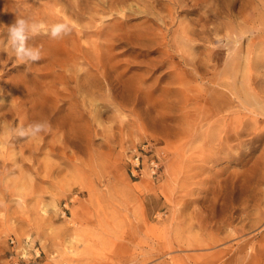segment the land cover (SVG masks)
<instances>
[{"label":"rangeland","instance_id":"1","mask_svg":"<svg viewBox=\"0 0 264 264\" xmlns=\"http://www.w3.org/2000/svg\"><path fill=\"white\" fill-rule=\"evenodd\" d=\"M0 264H264V0H0Z\"/></svg>","mask_w":264,"mask_h":264},{"label":"clouds","instance_id":"2","mask_svg":"<svg viewBox=\"0 0 264 264\" xmlns=\"http://www.w3.org/2000/svg\"><path fill=\"white\" fill-rule=\"evenodd\" d=\"M7 41L16 58L22 63L36 62L41 59V50L38 47L28 43L32 36L40 34L44 29L42 23L31 21L29 19L17 17L14 22L6 26ZM70 31L67 24H55L50 29V36L58 38ZM49 125L46 122H34L27 129H21L19 135H37L38 133L47 130Z\"/></svg>","mask_w":264,"mask_h":264},{"label":"bare ground","instance_id":"3","mask_svg":"<svg viewBox=\"0 0 264 264\" xmlns=\"http://www.w3.org/2000/svg\"><path fill=\"white\" fill-rule=\"evenodd\" d=\"M12 17V16H11ZM141 36V35H140ZM142 39V38H141ZM50 41V40H49ZM54 44V43H53ZM104 45V44H103ZM103 45H101V46H103ZM52 46V45H51ZM55 46V45H54ZM53 46V47H54ZM58 46V45H57ZM56 46V47H57ZM53 49V48H52ZM55 49V48H54ZM57 50H58V48H57ZM60 51V50H59ZM58 51V52H59ZM63 51V50H62ZM57 52V53H58ZM61 52V51H60ZM60 52H59V54H60ZM86 52V51H85ZM84 52V53H85ZM53 53L55 54L56 53V51H54L53 50ZM65 53V52H64ZM87 53V52H86ZM43 54V53H42ZM62 54H63V52H62ZM62 54L60 55V56H62ZM102 54V53H101ZM50 55V54H49ZM58 55V54H57ZM56 55V56H57ZM65 55V54H64ZM51 56V55H50ZM66 56L67 55H65V58H66ZM69 56V55H68ZM68 56H67V58H68ZM48 58H49V56H47ZM55 57V56H54ZM58 57V56H57ZM88 57V56H87ZM97 57V56H96ZM106 57V56H105ZM74 58V57H73ZM91 58V57H90ZM53 59V62H54V58H52ZM168 59V58H167ZM64 60H66V59H64ZM68 60V59H67ZM49 61H51L50 59H49ZM56 61V60H55ZM94 61H96L95 62V65H97V68H98V66H99V69L101 70V72L99 73V75H98V80H97V83L95 82V81H93V82H95V85L97 84V87H99V88H101L102 87V83H104V81L106 82V76H107V72H106V69H105V63H104V60H103V56H102V58H100L99 60H94ZM92 63V62H91ZM94 64V63H93ZM48 65V64H47ZM53 64H51V66H52ZM94 65V66H95ZM49 66V65H48ZM44 67V66H43ZM41 71V70H40ZM94 71V70H93ZM38 72V71H37ZM64 72V71H63ZM60 73V72H59ZM62 73V72H61ZM44 74V73H43ZM55 74V73H54ZM42 75V74H41ZM41 75H39V77L41 76ZM57 75V74H56ZM61 76V75H60ZM60 76H58L59 78H61V81L63 82V79H62V77H64L63 75H62V77H60ZM69 76V75H68ZM67 76V77H68ZM117 76V75H116ZM58 77H54V78H58ZM70 78H71V76H69ZM68 77V78H69ZM74 77V76H73ZM91 78V77H90ZM94 79V78H93ZM95 80V79H94ZM88 81V80H87ZM91 81V80H90ZM66 82V81H65ZM92 82V81H91ZM133 82V81H132ZM89 83V82H88ZM39 84V83H38ZM66 84V83H65ZM67 84H68V82H67ZM66 84V85H67ZM61 85H63L64 86V83L63 84H61ZM93 85V84H92ZM95 85H94V87H95ZM44 86V85H43ZM93 87V86H92ZM141 88H142V86H141ZM95 89V88H94ZM20 90V89H19ZM65 90H66V88H65ZM101 90V89H100ZM97 91H99V90H97ZM141 91V90H140ZM62 92V91H61ZM95 92V91H94ZM102 92V91H101ZM104 92V91H103ZM102 92V93H103ZM96 94H97V92H96ZM99 94V93H98ZM97 94V95H98ZM104 94V93H103ZM103 94H101V95H99L100 97H98V98H101V96L103 95ZM136 94V93H135ZM138 94V93H137ZM97 98V97H96ZM78 99V98H77ZM38 100V99H37ZM80 100V99H79ZM51 101H52V99H51ZM36 106V102L33 104V106H32V108H34ZM103 106V105H102ZM37 109V108H36ZM2 114V113H1ZM4 115V114H3ZM2 115V116H3ZM46 117V116H45ZM44 119V118H43ZM72 119V118H71ZM29 122H36L37 121V119H35V118H33L32 116L29 118V120H28ZM28 121H26V122H28ZM48 121V120H47ZM7 122V121H6ZM28 122V123H29ZM50 122V121H49ZM5 123V122H4ZM7 124V123H6ZM6 129V128H5ZM6 131V130H5ZM56 146V145H55Z\"/></svg>","mask_w":264,"mask_h":264},{"label":"built area","instance_id":"4","mask_svg":"<svg viewBox=\"0 0 264 264\" xmlns=\"http://www.w3.org/2000/svg\"><path fill=\"white\" fill-rule=\"evenodd\" d=\"M10 243H11L13 246L16 245V241H15L13 238L10 239ZM26 243H27V242H26Z\"/></svg>","mask_w":264,"mask_h":264}]
</instances>
